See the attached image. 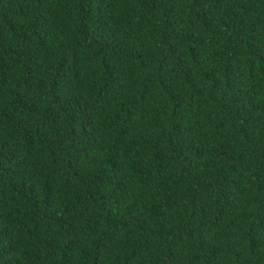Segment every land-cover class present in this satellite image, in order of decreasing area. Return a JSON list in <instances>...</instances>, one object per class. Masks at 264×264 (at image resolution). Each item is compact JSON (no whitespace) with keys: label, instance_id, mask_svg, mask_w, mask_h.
<instances>
[{"label":"trees","instance_id":"1","mask_svg":"<svg viewBox=\"0 0 264 264\" xmlns=\"http://www.w3.org/2000/svg\"><path fill=\"white\" fill-rule=\"evenodd\" d=\"M0 264H264V0H0Z\"/></svg>","mask_w":264,"mask_h":264}]
</instances>
